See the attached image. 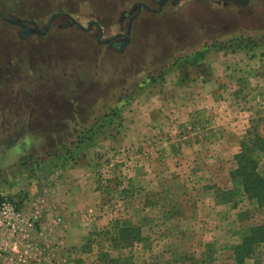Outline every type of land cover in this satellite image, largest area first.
<instances>
[{
    "label": "rangeland",
    "instance_id": "rangeland-1",
    "mask_svg": "<svg viewBox=\"0 0 264 264\" xmlns=\"http://www.w3.org/2000/svg\"><path fill=\"white\" fill-rule=\"evenodd\" d=\"M248 142L264 179V0H0V264H264Z\"/></svg>",
    "mask_w": 264,
    "mask_h": 264
},
{
    "label": "crops",
    "instance_id": "crops-1",
    "mask_svg": "<svg viewBox=\"0 0 264 264\" xmlns=\"http://www.w3.org/2000/svg\"><path fill=\"white\" fill-rule=\"evenodd\" d=\"M205 55V54H204ZM224 55V56H223ZM219 56L222 58V59H224V57L225 58H227V55L226 54H224L223 52H219ZM205 58V57H204ZM207 58H208V56H207ZM228 68H229V65H228ZM226 69H227V66H226ZM197 70H199L198 72H199V75L201 76V79H197V81H196V83L197 84H199L201 81H202V83L205 81V83L208 85V84H212V83H214L215 85H216V88H224L225 87V85H224V83H222L223 81H222V78L220 77V74H218V73H216L215 71H214V69H212V65H206V67L205 66H203V67H200V69H197ZM228 71H230V72H232V70L233 69H227ZM173 73V71L171 70V71H169V72H167V74H172ZM210 73H212L211 74V76H210ZM183 84H184V82H182ZM181 83V84H182ZM193 82H191V84H192ZM180 84V85H181ZM182 84V85H183ZM213 84V85H214ZM166 87H170V85H169V83H167V84H164ZM181 85V86H182ZM198 89V88H197ZM158 98H160V99H162L161 101L163 102H165V104L168 106V107H170V110H172L171 109V106L172 105H174V101L176 100L175 98V96L171 93V94H163V95H161V94H158ZM181 96H184V94H182ZM202 96H203V94L201 95V96H199V97H197V95L195 96V97H197V99L199 100V98H202ZM189 98H191V97H189ZM218 98H220V97H218ZM227 114V113H226ZM222 116H223V114H222ZM225 119H226V117H224ZM224 119V120H225ZM220 120V119H219ZM224 120H223V122H224ZM221 121V120H220ZM202 122L203 121H198V124L200 125V127H202ZM186 126V125H185ZM185 126H184V128H185ZM193 129V131H192V133H191V130L188 132L189 133V136H187V134L185 133V135H184V150H190V151H193V152H198L199 151V146H200V144H201V142L202 143H204L203 141H204V138H203V132H201V131H203V129H201V128H195L194 129V127L192 128ZM213 134H216L217 136H221V135H223V136H228V135H231V136H235V135H233V134H231V133H227L226 131L225 132H222L221 131V129H220V127H218V131H216V132H212L211 133V135H213ZM235 134V133H234ZM202 139V140H201ZM198 154V153H197ZM185 163V162H184ZM35 206L37 207L38 206V204L37 203H35Z\"/></svg>",
    "mask_w": 264,
    "mask_h": 264
},
{
    "label": "trees",
    "instance_id": "trees-1",
    "mask_svg": "<svg viewBox=\"0 0 264 264\" xmlns=\"http://www.w3.org/2000/svg\"><path fill=\"white\" fill-rule=\"evenodd\" d=\"M248 145H250V142L245 144L246 149L244 148L245 150L238 156L239 174L241 177L244 176V185L246 187L247 192L254 193V196L260 200L261 194H263L262 192L264 191V179H259L260 177L259 175L255 176V174L249 172L252 170L255 172L256 164L253 160H249L248 154H251L252 150L248 147ZM256 148L264 152V146L260 145ZM255 184L256 186H254ZM4 199L12 201L9 197L6 198L3 196H0V201ZM259 202L260 203L262 202L261 205L264 204V199L260 200ZM255 233L259 234L260 236H262L263 234L262 232H257V231H255ZM261 239H264V237H261ZM249 240L252 242H255L258 240V238L253 237V238H250Z\"/></svg>",
    "mask_w": 264,
    "mask_h": 264
},
{
    "label": "built area",
    "instance_id": "built-area-1",
    "mask_svg": "<svg viewBox=\"0 0 264 264\" xmlns=\"http://www.w3.org/2000/svg\"><path fill=\"white\" fill-rule=\"evenodd\" d=\"M30 226L29 219L16 207V205L4 199L0 201V238L4 239L11 234L22 232Z\"/></svg>",
    "mask_w": 264,
    "mask_h": 264
},
{
    "label": "water",
    "instance_id": "water-1",
    "mask_svg": "<svg viewBox=\"0 0 264 264\" xmlns=\"http://www.w3.org/2000/svg\"><path fill=\"white\" fill-rule=\"evenodd\" d=\"M128 35H130V29L128 30ZM130 42V37H127L126 41L124 43L121 44V49L127 44Z\"/></svg>",
    "mask_w": 264,
    "mask_h": 264
}]
</instances>
